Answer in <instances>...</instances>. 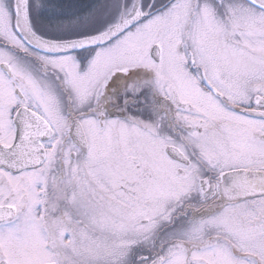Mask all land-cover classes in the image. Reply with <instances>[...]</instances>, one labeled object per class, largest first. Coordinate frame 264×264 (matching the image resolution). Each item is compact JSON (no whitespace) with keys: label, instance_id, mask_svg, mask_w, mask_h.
<instances>
[{"label":"snow or ice","instance_id":"1","mask_svg":"<svg viewBox=\"0 0 264 264\" xmlns=\"http://www.w3.org/2000/svg\"><path fill=\"white\" fill-rule=\"evenodd\" d=\"M0 264H264V0H0Z\"/></svg>","mask_w":264,"mask_h":264}]
</instances>
